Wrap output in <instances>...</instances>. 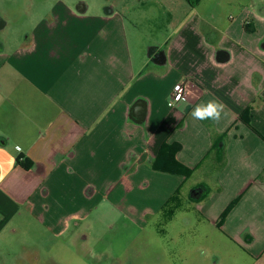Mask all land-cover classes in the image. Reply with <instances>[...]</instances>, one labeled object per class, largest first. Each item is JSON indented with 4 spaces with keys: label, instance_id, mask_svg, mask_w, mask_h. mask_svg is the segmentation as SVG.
Masks as SVG:
<instances>
[{
    "label": "crops",
    "instance_id": "obj_1",
    "mask_svg": "<svg viewBox=\"0 0 264 264\" xmlns=\"http://www.w3.org/2000/svg\"><path fill=\"white\" fill-rule=\"evenodd\" d=\"M0 26V245L185 200L264 264V0H0ZM213 99L218 123L192 118ZM163 144L191 177L153 168Z\"/></svg>",
    "mask_w": 264,
    "mask_h": 264
},
{
    "label": "rangeland",
    "instance_id": "obj_2",
    "mask_svg": "<svg viewBox=\"0 0 264 264\" xmlns=\"http://www.w3.org/2000/svg\"><path fill=\"white\" fill-rule=\"evenodd\" d=\"M189 206L184 200L171 223L163 213L139 223L119 212L94 214L83 230L55 241L45 232V239L27 247V253L16 240L10 247L0 245V264H251L234 245L223 244L214 227L200 223Z\"/></svg>",
    "mask_w": 264,
    "mask_h": 264
},
{
    "label": "trees",
    "instance_id": "obj_3",
    "mask_svg": "<svg viewBox=\"0 0 264 264\" xmlns=\"http://www.w3.org/2000/svg\"><path fill=\"white\" fill-rule=\"evenodd\" d=\"M190 4L196 5L200 0H188ZM243 121H245L247 124L250 123V114L249 111L244 114L242 117ZM215 145V143H214ZM181 145L180 144H163L155 161L153 162L152 166L155 170L166 172V173H172L181 175L185 178L191 177L193 170L182 165L178 162L176 159L177 153L180 151ZM18 163L25 169L29 170L32 168V162L29 160H24L22 158L18 159ZM173 200V198H172ZM237 200L232 202L227 209L223 212V214L220 217L219 225H221L229 212L232 210L234 205L236 204Z\"/></svg>",
    "mask_w": 264,
    "mask_h": 264
},
{
    "label": "clouds",
    "instance_id": "obj_4",
    "mask_svg": "<svg viewBox=\"0 0 264 264\" xmlns=\"http://www.w3.org/2000/svg\"><path fill=\"white\" fill-rule=\"evenodd\" d=\"M181 99V96L176 97L177 101H180ZM224 107L225 106L222 102L213 99L196 105V107L191 111L190 115L195 120H211L218 123L222 117V113L224 112Z\"/></svg>",
    "mask_w": 264,
    "mask_h": 264
},
{
    "label": "built area",
    "instance_id": "obj_5",
    "mask_svg": "<svg viewBox=\"0 0 264 264\" xmlns=\"http://www.w3.org/2000/svg\"><path fill=\"white\" fill-rule=\"evenodd\" d=\"M177 86H178V87H177ZM187 92H188V88H187V86L184 85V83L179 82V83L175 84L174 87H173V90H172V93H171L170 102H169L168 105H169V106H170V105H171V106H174L175 103L178 102V101L176 100V97H177V96H181L182 99H183L184 97H186ZM182 99H181V100H182ZM171 106H170V107H171Z\"/></svg>",
    "mask_w": 264,
    "mask_h": 264
},
{
    "label": "water",
    "instance_id": "obj_6",
    "mask_svg": "<svg viewBox=\"0 0 264 264\" xmlns=\"http://www.w3.org/2000/svg\"><path fill=\"white\" fill-rule=\"evenodd\" d=\"M77 7H79V8H80L81 6L79 5V6H77ZM0 27H1V26H0Z\"/></svg>",
    "mask_w": 264,
    "mask_h": 264
}]
</instances>
